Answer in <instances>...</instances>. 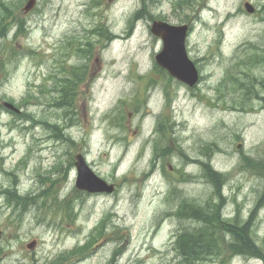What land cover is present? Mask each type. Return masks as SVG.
Returning <instances> with one entry per match:
<instances>
[{
  "label": "rangeland",
  "instance_id": "obj_1",
  "mask_svg": "<svg viewBox=\"0 0 264 264\" xmlns=\"http://www.w3.org/2000/svg\"><path fill=\"white\" fill-rule=\"evenodd\" d=\"M27 1L0 0V190L17 184L34 200L20 217L8 190L1 195V264H42L77 245L63 264H264L226 248L196 263L174 250L180 229L206 225L214 252L264 244V0H38L25 12ZM156 19L190 24L198 84L160 71ZM78 69L87 74L74 102L59 106L60 81ZM78 153L118 193L77 189ZM55 200H71L73 211ZM216 200L242 224H222ZM193 208L208 217H192Z\"/></svg>",
  "mask_w": 264,
  "mask_h": 264
},
{
  "label": "water",
  "instance_id": "obj_2",
  "mask_svg": "<svg viewBox=\"0 0 264 264\" xmlns=\"http://www.w3.org/2000/svg\"><path fill=\"white\" fill-rule=\"evenodd\" d=\"M35 4V0H30L25 7L26 10L31 9ZM246 8L253 11L249 3ZM187 25H175L170 27L159 21H153L151 32L161 36L165 42L163 51L157 55L158 63L173 76L183 80V82L194 85L198 80V70L195 63L188 57L186 51ZM8 106L11 107L10 104ZM77 167L79 176L77 185L81 189L89 191H111L113 186L108 185L104 180L99 178L87 165L82 155L77 156Z\"/></svg>",
  "mask_w": 264,
  "mask_h": 264
},
{
  "label": "trees",
  "instance_id": "obj_3",
  "mask_svg": "<svg viewBox=\"0 0 264 264\" xmlns=\"http://www.w3.org/2000/svg\"><path fill=\"white\" fill-rule=\"evenodd\" d=\"M100 35V33H99ZM87 74L86 71L83 69H78L77 71H74L72 73V77L69 78V80H61L58 86V91L61 93V97L59 99H56V103L59 106L63 105H71L74 102V97H75V83L79 80H81L85 75ZM67 79V78H63ZM210 165L206 164L205 169H207ZM217 178L218 184L216 185L218 195L222 198V192H221V187L223 184H220L219 182L223 179V174L222 173H216L214 172ZM9 193V199H21V200H26V196H21L17 193V190L15 188L7 189ZM7 190H4V193H7ZM258 200H264V194L263 191L260 193L259 199ZM69 209H73L72 206L69 207ZM211 210L214 209V207H210ZM217 213H220V207L215 208ZM196 217H199L200 219L202 218H207L208 216L202 211L201 208L196 209ZM208 226V225H206ZM204 227L203 229H198L199 231H193V233L189 236L185 235V246L190 248L186 255L191 256L193 261L196 262H202L205 260V258L209 259L213 253H215V249L217 248V245L212 237L214 231L210 227ZM215 237V235H214ZM184 239V238H183ZM250 241H248L249 243ZM251 245L249 247V251L253 252V249L255 252H257V247L250 243ZM218 252V251H217ZM253 254V253H251Z\"/></svg>",
  "mask_w": 264,
  "mask_h": 264
},
{
  "label": "bare ground",
  "instance_id": "obj_4",
  "mask_svg": "<svg viewBox=\"0 0 264 264\" xmlns=\"http://www.w3.org/2000/svg\"><path fill=\"white\" fill-rule=\"evenodd\" d=\"M202 8H203V7H202ZM46 57H47V56H46ZM71 62H72V61H71ZM119 79H120V78H119ZM188 159H189V158H188ZM196 161H197V160H196ZM215 171H216V170H215ZM216 172H217V171H216ZM193 203H194V202H193ZM195 203H196V202H195ZM195 203H194V204H195ZM196 205H197V204H196ZM258 210H259V209H258ZM250 229H251V228H250ZM241 235H242V234H241ZM227 237H228V236H227Z\"/></svg>",
  "mask_w": 264,
  "mask_h": 264
}]
</instances>
